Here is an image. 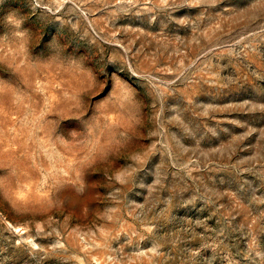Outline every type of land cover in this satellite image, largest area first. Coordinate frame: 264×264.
<instances>
[{"label":"rangeland","instance_id":"rangeland-1","mask_svg":"<svg viewBox=\"0 0 264 264\" xmlns=\"http://www.w3.org/2000/svg\"><path fill=\"white\" fill-rule=\"evenodd\" d=\"M0 264H264V0H0Z\"/></svg>","mask_w":264,"mask_h":264}]
</instances>
